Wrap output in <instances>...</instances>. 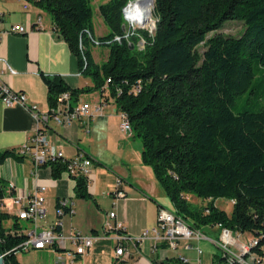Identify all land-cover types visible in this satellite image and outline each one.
Segmentation results:
<instances>
[{
  "label": "trees",
  "instance_id": "trees-1",
  "mask_svg": "<svg viewBox=\"0 0 264 264\" xmlns=\"http://www.w3.org/2000/svg\"><path fill=\"white\" fill-rule=\"evenodd\" d=\"M30 1L50 15L80 72L91 77L93 86L81 90H97L100 105L111 99L129 121L171 211L192 229L221 224L250 234L256 242L251 250L264 257V100L255 111L231 109L237 95L252 92L254 66L264 70V0H148L153 33L141 23L126 31L122 9L131 0H107L98 7L107 31L98 36L93 0ZM227 20L242 22L239 36L218 32ZM98 46L108 51L95 62L92 48ZM43 80L49 112L62 92L70 99L79 93L60 76ZM9 156L19 154L0 150V164ZM66 166L67 159H57L52 175ZM70 177L75 196H88L87 178ZM4 188L0 179V199ZM190 195L202 204L189 202ZM219 198L230 200L229 213L215 205ZM56 209L62 210L59 219L70 211L60 199ZM22 228L0 209L4 264H20L15 248L27 238Z\"/></svg>",
  "mask_w": 264,
  "mask_h": 264
},
{
  "label": "crops",
  "instance_id": "crops-1",
  "mask_svg": "<svg viewBox=\"0 0 264 264\" xmlns=\"http://www.w3.org/2000/svg\"><path fill=\"white\" fill-rule=\"evenodd\" d=\"M24 1L0 0V59L5 61L0 62V82L12 91L23 93L27 105H37L38 110L34 116L22 106L5 107L0 103V150L17 151L38 129H42L55 152H61L65 159L88 158L91 168L88 196L79 197L75 196L74 180L65 173V169L54 177L49 166L35 171L28 154L9 156L0 164L5 201L9 202L10 197L15 196L27 200L40 186L45 187L43 207L46 215L37 224L39 228L46 229L57 218V201L68 200L72 211L61 217L60 232L99 237L85 253L76 255L74 264H218L214 248L221 229L216 225L200 228L203 238L179 240L175 248H170L166 241L154 243L152 238L134 241L145 229L156 226L158 209L168 210L166 205L172 206L170 199L156 180L152 168L143 163L139 139L120 131L122 118L113 101L108 99L100 105L97 90H81L91 88L92 79L80 72L75 55L53 29L50 15L31 1L24 8ZM38 19L41 26L37 25ZM12 25L24 27L25 33L3 31ZM93 60L99 62L94 57ZM43 76H60L69 87L78 89L79 93L67 104L76 107L88 102L89 114L70 126L57 125L51 118L43 122L42 117L50 110ZM117 190L124 195H116ZM5 212L17 218L14 213ZM110 213H114V217H110ZM11 221L9 219L5 224L10 225ZM118 223L122 226L120 231L114 227ZM20 224L29 226L26 221ZM108 224L112 228H108ZM233 233L237 236L234 237ZM242 234L246 233L231 232L234 238L230 244L232 251H239L240 246L246 244L238 239ZM119 235L130 236L132 240L119 241ZM249 241L252 240L247 238V243ZM200 242L207 246L203 251ZM118 244L125 247V253L117 259L114 251ZM73 249L67 240L64 247L54 243L33 250L39 254L51 252L56 258L59 253ZM222 260L226 262L224 258ZM38 264L46 262L42 260ZM49 264H55V259Z\"/></svg>",
  "mask_w": 264,
  "mask_h": 264
},
{
  "label": "built area",
  "instance_id": "built-area-1",
  "mask_svg": "<svg viewBox=\"0 0 264 264\" xmlns=\"http://www.w3.org/2000/svg\"><path fill=\"white\" fill-rule=\"evenodd\" d=\"M25 0L24 8H26L27 2ZM133 0L129 1L122 9V15L124 13L126 18V8ZM128 21V20H127ZM129 22V21H128ZM130 23V22H129ZM147 24V23H146ZM37 25L41 26V21L38 19ZM134 31V28H128L126 31ZM1 31V29H0ZM6 33H25L24 27L20 25H12L9 29L3 30ZM0 62L5 63L3 59ZM10 72L12 70L5 64ZM70 99V93L68 91L62 92L57 96V105L52 108L51 112L42 117L43 122H46L49 118L57 125L70 126L82 116H86L90 111V104L83 102L76 107H70L67 103ZM0 103L5 107H12L15 105L26 108L32 115L36 116L38 107L37 105H27L26 97L21 92L12 91L6 85L0 82ZM99 108H96L98 111ZM120 131L128 136H132L133 131L129 121L121 114ZM19 155H29L32 159L34 170L36 171L40 167L49 166L57 159H65L61 152H55L51 147V142L48 136L42 129L32 136L26 145L16 151ZM91 168V161L88 158L79 156L75 159H67V166L65 173L68 176L71 175H83L89 179ZM45 187L40 186L30 196L29 199L23 200L19 196L10 197V201L6 202L5 197L0 199V209L14 213L18 220L26 221L29 223V230L27 231V238L17 245L15 249L19 251H27L30 249H42L46 246H50L54 243L64 247L65 241H69L73 246V250H65L59 253L55 258V264H74L76 255L83 254L93 243L99 238L98 236H87L80 233L63 234L59 230L55 229V226L61 227V221L59 217L62 215L61 209H56V220L49 228H39L37 221L46 215V210L43 207V192ZM116 195L122 196L124 193L121 190L116 191ZM61 205H67L70 207L69 213L72 211V205L66 199H60ZM110 217H114V213H110ZM217 227L221 229L219 239L215 241L216 246L221 250L222 257L227 264H261L264 261V257L258 259L257 253L251 250L252 245L256 244L255 241H249L246 244L240 246L239 251H232L230 244L234 241L231 235V231L222 228L221 224H217ZM116 229L121 227V224L114 226ZM108 228H112V225L108 224ZM201 230L192 229L188 224H184L178 216H174L173 212L163 207L158 209L157 212V224L155 227L145 229L140 236L135 237L134 241L142 242L145 239L152 238L154 243L158 241H166L170 248H175L179 240H198L203 238ZM119 241L122 239L132 240L130 236L119 235L117 237ZM189 247V246H188ZM200 253L201 250L198 249ZM125 253V247L118 244L115 248L114 255L118 259ZM257 258V259H256ZM185 261V259H183ZM200 264V263H193Z\"/></svg>",
  "mask_w": 264,
  "mask_h": 264
},
{
  "label": "rangeland",
  "instance_id": "rangeland-1",
  "mask_svg": "<svg viewBox=\"0 0 264 264\" xmlns=\"http://www.w3.org/2000/svg\"><path fill=\"white\" fill-rule=\"evenodd\" d=\"M107 0H93L92 2V7H93V27H94V31L95 34L98 35H102L104 33H106L107 28L106 25L103 21L102 16L99 13L98 7L101 3L106 2ZM136 2H131L132 3H138V4H142V6H144L145 9H149L150 10V20L149 21L150 24H146L147 20L142 21V23L139 25L141 27H145L146 30L149 33H153L155 30V20L153 18V1L150 4L148 0H133ZM46 13V12H45ZM140 13H138L137 17H139ZM134 16H132L131 18H133ZM123 18V26L125 29L128 28H133L135 26H133L131 23H129L124 16V13L122 15ZM243 30V24L242 22L238 21V20H227L224 22L222 28L218 31L221 32L223 34L226 35H232V36H239L241 34ZM213 33H209L208 36L212 35ZM200 51L203 50L202 47L199 48ZM108 51V48L106 46H98V47H93L92 48V53H93V57L95 60H101L106 52ZM89 77V75H87ZM252 92H245L243 94L237 95L234 98V102L231 105V109L234 112H241L243 110H251V111H255L259 108V106L262 104L263 100H264V70L261 67H257L254 66V78H253V82H252ZM189 202H191L194 205L200 206L202 204L201 199L197 198L195 195H190L188 197ZM215 205L217 207H219L220 209H223L226 212H230L231 208H232V204L230 202V200L224 199V198H219L216 199L215 201ZM166 207L168 208V210H171L172 206L170 204H167ZM21 223H24V221H20ZM29 226L27 224H25V226L23 225V232L27 233V231L29 230ZM204 231L206 232L207 230L204 229ZM234 237H236V234H232ZM250 237V234H242L238 239L241 242H245L247 243V238ZM200 245L202 246V251L203 249L205 250L207 248V246H205L203 243L200 242ZM215 253L217 254L218 257H216V259H218V264H227L226 262H223V260L220 258L222 256V252L219 248L215 247L214 248ZM40 255V256H39ZM18 259L21 261L22 264H38L40 261L44 260L46 262V264H49L51 262L54 261L55 259V255L51 252L49 253H41L39 254L38 251L30 249L27 251H20L17 254Z\"/></svg>",
  "mask_w": 264,
  "mask_h": 264
},
{
  "label": "bare ground",
  "instance_id": "bare-ground-1",
  "mask_svg": "<svg viewBox=\"0 0 264 264\" xmlns=\"http://www.w3.org/2000/svg\"><path fill=\"white\" fill-rule=\"evenodd\" d=\"M132 2H136V1H132ZM138 13H140L139 17H137ZM132 16H134V17L131 18ZM126 18L132 25L134 23H142V21H144V20H147V24H150L149 21L151 22L149 9H145L144 6H142V4L140 5L138 3H135V4L130 3V5L126 8ZM174 216H176V215L174 214ZM179 219H180V217H179ZM181 221H182V219H181ZM182 222L184 224H186L184 221H182Z\"/></svg>",
  "mask_w": 264,
  "mask_h": 264
},
{
  "label": "water",
  "instance_id": "water-1",
  "mask_svg": "<svg viewBox=\"0 0 264 264\" xmlns=\"http://www.w3.org/2000/svg\"><path fill=\"white\" fill-rule=\"evenodd\" d=\"M0 264H4V258L3 255L0 253Z\"/></svg>",
  "mask_w": 264,
  "mask_h": 264
}]
</instances>
